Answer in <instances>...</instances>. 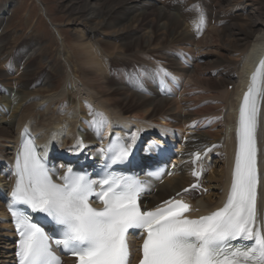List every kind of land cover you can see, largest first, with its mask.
<instances>
[{"label":"bare ground","instance_id":"1","mask_svg":"<svg viewBox=\"0 0 264 264\" xmlns=\"http://www.w3.org/2000/svg\"><path fill=\"white\" fill-rule=\"evenodd\" d=\"M10 3L0 5V142L5 145L0 147L4 175L0 203L14 182L9 174L24 132L34 136L41 149L48 146L57 155L66 150L75 153L81 142L97 149L108 141L112 129L130 140L141 131L154 136L159 126H168L178 135L191 134L181 157L175 158L179 166L162 187L151 188L148 205L188 185L190 164L184 159L193 150L216 145L215 160L204 165L201 180L207 193L188 198L202 212L221 206L230 187L236 149L237 100L254 65L264 60V0H58L61 13L67 15L66 25L75 32L72 46L65 48L64 40L57 59L49 58L41 38L18 46L16 37L5 36ZM194 6L206 19L199 34L194 28L199 12ZM180 58L189 67L181 65ZM41 63L42 73L33 78ZM157 65L171 71L174 79L167 80L181 85L174 91L168 84L170 99L157 93L151 72ZM60 77L62 90L55 94ZM97 113L103 114V126L94 123L99 120ZM258 118L262 147L264 113ZM142 202L146 204V198ZM263 202L262 190L259 212ZM0 215L5 228L0 232L4 250L0 254L9 259L13 235L2 205Z\"/></svg>","mask_w":264,"mask_h":264},{"label":"snow or ice","instance_id":"2","mask_svg":"<svg viewBox=\"0 0 264 264\" xmlns=\"http://www.w3.org/2000/svg\"><path fill=\"white\" fill-rule=\"evenodd\" d=\"M194 7L199 12L194 23L199 34L206 19L199 6ZM157 74L162 85L164 78L174 79L163 68ZM261 99L264 60L252 73L239 108L238 150L227 201L218 210L194 219L186 215L191 206L182 200H169L155 210H142L138 201L143 186L135 179L108 175L91 181L69 169L62 184L54 183L34 142L24 141L16 159V181L9 205L19 235V264H61L52 250L53 243L74 256L76 264H129V229H140L145 234L139 264H264V226L257 224L256 206V129ZM96 116L99 120L94 123L103 126V114ZM109 151L114 153L113 163L123 162L130 146L110 145ZM193 175L199 177L200 173ZM93 195L102 208L92 206L89 198ZM22 206L55 221L61 226V238L51 240Z\"/></svg>","mask_w":264,"mask_h":264},{"label":"rangeland","instance_id":"3","mask_svg":"<svg viewBox=\"0 0 264 264\" xmlns=\"http://www.w3.org/2000/svg\"><path fill=\"white\" fill-rule=\"evenodd\" d=\"M8 2L12 3L9 4V11H6V13L7 15L11 12L12 13L9 18L10 21L5 25L4 30L7 31L5 36H11L12 38L16 37V44L18 46L32 39L41 38L46 42L45 44L49 50L48 56L51 59H57V50L61 49V44L64 40H66L65 48L72 46L75 31L71 28V26L66 25L67 15L63 12L61 13L58 0H0V5ZM55 29H59L58 31L61 36L56 34ZM51 55L52 57H50ZM119 65L121 66V64ZM44 67L45 65L41 63L39 69L37 70L38 74L34 75L33 78H37V76L42 73ZM62 78H57V83L55 85L57 92L55 94H58L62 90V86H60L63 83ZM46 94L47 93H44V95ZM78 96L83 97L80 93H78ZM47 115L50 116L51 114L48 113ZM39 117V115H36V120H38ZM4 146L5 145H2L0 142V147ZM0 226L2 227L0 228V232L4 233L5 228L2 226L1 221ZM1 247L2 245H0V253H3L4 250L2 251ZM0 257H2V259H0L1 262L2 260L4 262H2V264H7V258H5L2 254H0Z\"/></svg>","mask_w":264,"mask_h":264}]
</instances>
